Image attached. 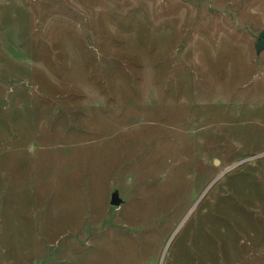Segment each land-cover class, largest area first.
Wrapping results in <instances>:
<instances>
[{
    "label": "rangeland",
    "instance_id": "1",
    "mask_svg": "<svg viewBox=\"0 0 264 264\" xmlns=\"http://www.w3.org/2000/svg\"><path fill=\"white\" fill-rule=\"evenodd\" d=\"M262 32L264 0H0V264H264Z\"/></svg>",
    "mask_w": 264,
    "mask_h": 264
},
{
    "label": "water",
    "instance_id": "2",
    "mask_svg": "<svg viewBox=\"0 0 264 264\" xmlns=\"http://www.w3.org/2000/svg\"><path fill=\"white\" fill-rule=\"evenodd\" d=\"M257 52H261L264 50V32H262L259 36L258 42L256 44ZM111 205L114 207H121L124 203V200L121 198L118 190H115L111 195Z\"/></svg>",
    "mask_w": 264,
    "mask_h": 264
}]
</instances>
